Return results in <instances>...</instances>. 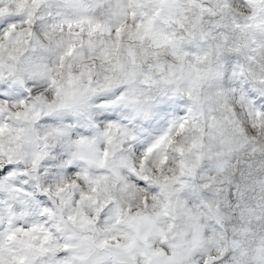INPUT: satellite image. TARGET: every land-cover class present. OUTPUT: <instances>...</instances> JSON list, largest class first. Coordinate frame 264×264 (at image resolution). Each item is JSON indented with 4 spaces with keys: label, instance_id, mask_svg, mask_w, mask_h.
Masks as SVG:
<instances>
[{
    "label": "clouds",
    "instance_id": "clouds-1",
    "mask_svg": "<svg viewBox=\"0 0 264 264\" xmlns=\"http://www.w3.org/2000/svg\"><path fill=\"white\" fill-rule=\"evenodd\" d=\"M0 264H264V0H0Z\"/></svg>",
    "mask_w": 264,
    "mask_h": 264
}]
</instances>
